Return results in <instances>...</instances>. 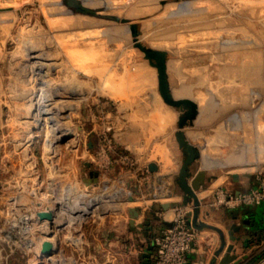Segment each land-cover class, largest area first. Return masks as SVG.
<instances>
[{
	"label": "rangeland",
	"instance_id": "obj_1",
	"mask_svg": "<svg viewBox=\"0 0 264 264\" xmlns=\"http://www.w3.org/2000/svg\"><path fill=\"white\" fill-rule=\"evenodd\" d=\"M189 154L217 228L193 243L234 253L255 205L226 196L264 173V0H0V264L149 262L190 219Z\"/></svg>",
	"mask_w": 264,
	"mask_h": 264
},
{
	"label": "built area",
	"instance_id": "obj_2",
	"mask_svg": "<svg viewBox=\"0 0 264 264\" xmlns=\"http://www.w3.org/2000/svg\"><path fill=\"white\" fill-rule=\"evenodd\" d=\"M227 202L236 204H252L264 206V173L255 177L254 185L248 190L228 195ZM184 210V212H183ZM186 210H179L177 215L161 234L154 237V251L149 262L143 264H186L187 253L191 250L197 230L189 226L186 220Z\"/></svg>",
	"mask_w": 264,
	"mask_h": 264
},
{
	"label": "crops",
	"instance_id": "obj_3",
	"mask_svg": "<svg viewBox=\"0 0 264 264\" xmlns=\"http://www.w3.org/2000/svg\"><path fill=\"white\" fill-rule=\"evenodd\" d=\"M39 100L41 101L42 98ZM172 201L175 202V200ZM247 210L252 223L245 224L246 226L244 225V228L242 227L241 230L236 232L233 231L234 233L232 234L229 232V234L234 237L241 235L243 238V244L240 249L238 245H236L234 253L232 251L229 252V254L235 255L236 257L224 264H264V206L259 204ZM241 213L242 212L238 213V216H240ZM187 222L188 225L191 226L190 219H188ZM204 229L208 228H202L200 230L196 229L201 237L208 236V233H203L202 230ZM222 235L223 233H221V236ZM203 244L205 247H203ZM195 246H197V248ZM203 248H205V252L203 251ZM225 253V248H222V246L219 247L216 246V244L214 246L213 243H205L201 238L197 245H194V243L192 244L191 250L187 253L186 264H222L221 261L224 259ZM150 259H152V256Z\"/></svg>",
	"mask_w": 264,
	"mask_h": 264
},
{
	"label": "water",
	"instance_id": "obj_4",
	"mask_svg": "<svg viewBox=\"0 0 264 264\" xmlns=\"http://www.w3.org/2000/svg\"><path fill=\"white\" fill-rule=\"evenodd\" d=\"M159 74H160V71H159ZM165 84H166L165 79L164 80L162 78L159 79V89H160L161 94L164 95L166 102H168L169 104L180 106V103L179 104H175V103L169 101V99L167 98V96H166V94L164 92ZM183 102H184V105L187 103L186 100H181V103H183ZM177 137H178L180 142H184L180 132L177 133ZM186 148L189 150L188 146H186ZM192 158H193V155H192ZM187 160L188 159L186 158L184 163H183V165H182V167L179 170V173H178L179 179L177 180V182L179 184V187L183 191V195H182L183 198H184V200L182 201L183 204H185L187 200H191V203H192V211L190 213V224H191V227H193L194 229H197V230H200L202 228H211V229L217 230V228H215L214 226L209 225V224H207V223H205V222H203V221H201L199 219V216H198V213H199V201H198V197H197V194L195 193V191H196V189H198L199 185H201L203 183V172L202 171H198L193 176V178L189 182H187V177L189 176V173L186 170V165L189 163V162H187ZM150 168L152 170H154L155 166L153 164H151ZM231 230L236 232V231L239 230V228L232 226ZM219 233L221 235L220 231H219ZM229 238L231 240H235V237H233L231 235L229 236ZM232 249H233L232 245H228L227 246V251L225 253V257L221 261L222 264H224L225 262H227V261H229L231 259H234L236 257L235 255L229 254L230 251H233ZM49 250H50V243L49 242H44L43 245H42V252L47 254L49 252ZM143 256L148 258L150 255L148 253H145V254H143ZM150 264H152V263H150Z\"/></svg>",
	"mask_w": 264,
	"mask_h": 264
},
{
	"label": "bare ground",
	"instance_id": "obj_5",
	"mask_svg": "<svg viewBox=\"0 0 264 264\" xmlns=\"http://www.w3.org/2000/svg\"><path fill=\"white\" fill-rule=\"evenodd\" d=\"M90 6V5H89ZM92 6V5H91ZM8 8V7H7ZM91 8V7H90ZM99 9V8H98ZM97 9V10H98ZM96 10V11H97ZM100 10V9H99ZM95 11V10H94ZM76 12H78V11H76ZM99 13V12H98ZM5 14V16H6V18H7V15H6V13H4ZM3 14V15H4ZM80 14V13H79ZM91 14V13H90ZM90 14L88 15V17L90 16ZM94 14V13H93ZM4 16V17H5ZM8 16H10V14L8 15ZM91 16H93V15H91ZM94 17V16H93ZM97 17V16H96ZM96 17H95V19H96ZM12 18V17H11ZM99 19V18H98ZM98 19H97V21L96 20H94L95 22H98ZM8 22H10L9 21V19H8ZM121 22V21H120ZM140 22V21H139ZM138 22V23H139ZM100 24H101V22H99ZM103 23V22H102ZM141 23V22H140ZM111 24H115V23H111ZM102 25V24H101ZM120 25H122V23L120 24ZM132 25V24H131ZM126 28V27H125ZM163 63H165V62H163ZM160 74H157V79L159 80V79H165V80H167V76H166V71H165V68L163 69V67L162 68H160ZM167 83H168V81H167ZM169 84V83H168ZM169 87V86H168ZM159 88V87H158ZM170 88L168 89V92H169V94H170ZM164 92H165V94H166V96H167V98L169 99V101H171V102H173V103H175V104H179L180 103V106H182L183 104H184V102L183 103H181V100H183V98H180V99H173V96H172V94H171V97L169 96V94H168V92H167V89H166V87L164 88ZM161 95V94H160ZM161 97H163V95H161ZM164 101V100H163ZM167 104H169V103H167ZM186 104H188V103H186ZM169 105H171V106H175V105H173V104H169ZM192 109L193 110H195L194 109V107H192ZM188 113V112H187ZM187 115H190L189 113L187 114ZM194 115H195V113H194ZM188 160H187V162H191L192 160H193V158H192V155L190 154L188 157H186Z\"/></svg>",
	"mask_w": 264,
	"mask_h": 264
},
{
	"label": "flooded vegetation",
	"instance_id": "obj_6",
	"mask_svg": "<svg viewBox=\"0 0 264 264\" xmlns=\"http://www.w3.org/2000/svg\"><path fill=\"white\" fill-rule=\"evenodd\" d=\"M89 49H91L90 51H92V52L94 51L93 48H91V47H89ZM84 51H86V50H83L82 53H85V58H90V57H92V52H89L88 49H87V54H86V52H84ZM90 55H91V56H90ZM83 56H84V55H83ZM162 99H163V98H162Z\"/></svg>",
	"mask_w": 264,
	"mask_h": 264
}]
</instances>
